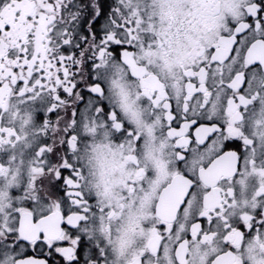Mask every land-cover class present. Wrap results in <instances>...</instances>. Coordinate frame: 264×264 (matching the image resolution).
<instances>
[{
  "label": "snow or ice",
  "instance_id": "6c2138e0",
  "mask_svg": "<svg viewBox=\"0 0 264 264\" xmlns=\"http://www.w3.org/2000/svg\"><path fill=\"white\" fill-rule=\"evenodd\" d=\"M184 2L210 17L181 53L191 21L172 10ZM4 8L0 112L23 120L29 146L22 182L0 200V264H264V190L249 197L246 177L264 169V0ZM16 123L0 139L17 140ZM147 161L168 176L155 196ZM134 211L142 240L121 258L113 235Z\"/></svg>",
  "mask_w": 264,
  "mask_h": 264
},
{
  "label": "flooded vegetation",
  "instance_id": "af4514ba",
  "mask_svg": "<svg viewBox=\"0 0 264 264\" xmlns=\"http://www.w3.org/2000/svg\"><path fill=\"white\" fill-rule=\"evenodd\" d=\"M17 7H22L18 5ZM220 8L224 9V5L221 3ZM11 11H14L11 10ZM11 11L8 8L0 9V15H5L6 17L11 16ZM26 11V9H25ZM172 14L178 21H185L190 20L191 26L189 31L180 37L177 41L176 50L177 52H183L188 47H190L192 41L204 34L207 27L209 26V17H210V9L206 6L194 5L190 2H184L178 4L173 10ZM23 16V12H22ZM21 16V19H22ZM14 29H23L20 27L19 24L14 25ZM208 40H211V34L209 33L206 37ZM4 109L8 108L7 102L3 105ZM16 120L17 123L15 125L18 138L17 140H13L9 142L7 136L0 139V156L4 153H11V150L15 148V152L8 155L7 160L8 163L11 164V175H9V168L7 166L0 167V200H6L11 196L10 189L12 187L18 186V182H22L23 178H18V174L20 171V152L22 149L26 150L29 146L28 143L25 141V137L22 133H19V129L24 126L23 120H20L18 117L15 116V113H10L9 116L5 117L3 112H0V127H11L12 121ZM28 131L31 132L32 129L29 126ZM157 135V146H159V142L162 139L160 135L159 128L156 129ZM165 157L167 153H164ZM15 159L16 163L12 164V160ZM147 169L153 172V176L155 179V183L148 186V191L155 196L156 190L161 189L168 181V176L166 174H162L157 171L155 165L151 161H147L146 165ZM25 169L30 171V165H25ZM29 171H25V175L29 174ZM219 172H223V168L218 170ZM264 175V169H261L258 165L255 168H252L251 165L249 166V170L246 173V177L248 179V187L247 193L249 197L256 195L259 191L264 190V179H261V176ZM6 177V179H5ZM255 189V191H253ZM241 204L245 202V196H239ZM151 203L149 199L147 204H145V209ZM135 211L130 215L126 216L123 221V227L125 229L123 234V240L118 238L116 234L113 235V243L117 248L118 254L121 258L125 255L131 256L138 251V245H140L142 240V234L139 232L133 233L131 231L132 225L135 223L134 220ZM174 243V241H173ZM171 245H169V248ZM196 250H193V254L195 255ZM167 254V253H166ZM126 264V262H125Z\"/></svg>",
  "mask_w": 264,
  "mask_h": 264
}]
</instances>
